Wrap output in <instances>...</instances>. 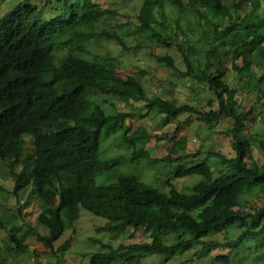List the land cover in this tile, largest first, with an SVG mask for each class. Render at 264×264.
<instances>
[{
	"label": "trees",
	"instance_id": "trees-1",
	"mask_svg": "<svg viewBox=\"0 0 264 264\" xmlns=\"http://www.w3.org/2000/svg\"><path fill=\"white\" fill-rule=\"evenodd\" d=\"M187 1L184 5L183 0H167L180 18L189 12L197 24L205 20L218 27V33L208 35V30L193 41L192 29L184 31L178 26L175 37L167 34L164 38L168 48H178L186 76L207 85L217 98L218 109L204 113L176 101L148 98L142 75L121 78L114 68L86 58V48L74 36L82 26H93L107 13L92 0H22L0 17V162L18 187L9 191L0 185V205L6 208L9 200L20 202L25 196L26 206L39 209L34 228L19 225L23 219L20 209H6L0 215L8 253L23 252L30 236L52 250L81 210L104 219L105 232L129 231V238L142 232L151 238V242L115 249L101 245L106 251L93 254L90 264H113L118 259L136 264L154 256H182L195 248V258L201 261L216 250L264 237V163L255 170L245 162L250 138L242 133L254 109L244 113L234 102L237 91L228 81L232 71V81L254 79L253 89L261 90L264 74L254 72L264 66V0L246 1L253 10L245 15L240 13L245 3L241 0L233 9L221 0ZM138 21L141 34L156 31L152 13L142 12ZM156 59L174 66L170 57ZM240 59L241 66L237 64ZM110 99L126 107L144 103L149 113L168 119L195 113L210 129L224 118L232 119L235 157L208 153L222 167L218 176L208 162L188 167L178 164L175 178L197 177L199 182L185 193L167 181L168 191L163 193L138 176L121 173L124 157H102V142L132 116L117 113L113 105L108 108ZM131 160L137 164L138 156ZM253 185L262 190L261 204L246 211L240 199ZM234 227L242 230L237 240L207 241L209 236ZM165 238L175 241L166 244ZM0 264H4L1 257Z\"/></svg>",
	"mask_w": 264,
	"mask_h": 264
},
{
	"label": "rangeland",
	"instance_id": "rangeland-1",
	"mask_svg": "<svg viewBox=\"0 0 264 264\" xmlns=\"http://www.w3.org/2000/svg\"><path fill=\"white\" fill-rule=\"evenodd\" d=\"M22 0H0V17L8 10L15 7ZM100 10L107 11L106 15L93 26H82L74 38L80 46L87 50L86 58L98 59L110 68H114L121 78L142 75V84L148 98L159 97L167 102L176 101L179 106H189L204 113L211 109L217 110L219 103L205 84L192 82L186 76V65L182 55L174 45L166 46L165 36L175 37L178 33L177 27L187 31L192 29L193 41H198L201 35H208L211 31L218 33L216 26L208 25L205 20L197 24L196 18L189 12L180 18L177 11L169 5L167 0H92ZM223 5L233 9L240 0H221ZM241 6V15L253 10L248 0ZM184 5L188 4L183 0ZM264 7L261 8L263 10ZM142 12L152 13L154 32L147 35L138 31L140 25L138 18ZM179 20V24L176 21ZM107 34H114L108 38ZM191 36V34H188ZM120 39L126 47L119 44ZM226 49H228L226 47ZM157 57H170L173 67L166 66L157 61ZM241 59L237 63L241 66ZM229 69V62L226 63ZM258 76L264 74V66L260 72H254ZM230 85L236 89L234 102L239 104L244 113L251 108L254 109L252 117L247 121V127L242 133L249 137L250 147L245 162L250 168L260 170L264 163V82L260 91L253 89L255 80L244 78L242 80H231L232 71L228 73ZM257 75L256 78H257ZM251 85V86H248ZM121 114L132 115L125 118L122 127L110 138L102 142L101 155L106 158L124 157L126 162L120 167L123 174H132L141 178L147 185L159 188L161 192L167 193L165 183L170 181L175 189L189 193L190 189L199 182L197 177L175 178L176 166H195L202 162H208L215 176H218L221 166L208 157L209 152L220 153L226 158L235 157L232 148L234 143L231 131L234 120L224 118L212 129L197 119L195 113L184 112L175 119L155 112H148L144 103H132L130 107L124 106L119 101L111 100L107 104L110 108ZM168 119V123L164 120ZM30 143H25L29 149ZM137 155V164L131 160ZM193 155V157H189ZM147 159L153 163L150 164ZM166 160L174 161L168 163ZM106 180V179H105ZM99 182L104 183V180ZM107 182V181H106ZM26 183L20 186L23 188ZM0 185L9 191L18 188L9 176L7 166L0 162ZM262 190L253 185L244 191L240 199L241 207L249 211L251 207L261 204ZM6 209H20L23 219L19 225L25 223L29 227H36V217L39 214L37 205L26 206V198L22 197L20 202L16 199L8 201L6 208L0 205V215ZM105 220L95 217L87 211L81 210L78 218L71 228L54 244L52 250L46 249L35 238L29 237L24 242V251L17 254L8 253L5 249L7 233L0 230V257L4 264H43L51 262L54 264H90V257L97 252H105L101 245H109L117 248L119 245L130 246L151 242L149 235L142 232L136 233L129 238V231L109 233L103 231ZM242 230L238 227L211 235L208 240L220 243L235 241L241 235ZM46 234V232L41 231ZM166 244H172L175 238H165ZM195 248L182 256L147 258L136 264H264V237L246 245L231 249L216 250L210 257L197 260ZM113 264H128L122 259Z\"/></svg>",
	"mask_w": 264,
	"mask_h": 264
}]
</instances>
